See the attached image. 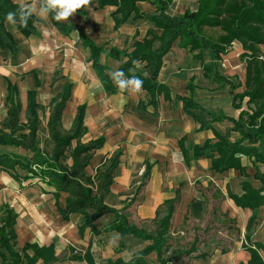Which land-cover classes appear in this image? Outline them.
Masks as SVG:
<instances>
[{
    "label": "crops",
    "instance_id": "1",
    "mask_svg": "<svg viewBox=\"0 0 264 264\" xmlns=\"http://www.w3.org/2000/svg\"><path fill=\"white\" fill-rule=\"evenodd\" d=\"M12 1L19 5V0ZM152 1L136 2L140 16L131 13L117 28L112 16L115 6L99 7L98 0H90L83 8L84 13L76 12L67 21H59L62 28L55 24L51 14L47 19L35 16L36 33L28 35L19 30L18 24L13 29L5 21L16 51L12 53L0 47V128L12 105L6 100L9 84L16 88L19 124L27 122L28 92L34 90L40 120L37 138L39 145L45 140L46 146L41 148L49 152L53 146L47 127L53 107L50 101L69 85V97L60 115L61 130L71 131L77 108L83 105L84 133L79 141L86 144L103 140L99 148L91 151L86 172L94 177L98 170H103L111 159L116 158L104 204L122 211L129 223L136 224L154 222L157 210H164L166 202L172 200L175 209L171 235L182 233L186 223L201 219L203 212L199 216L195 210L215 204L220 216L225 217L229 244L213 249L218 252H206V256L195 259L193 264H245L249 253L242 243L246 241V225L252 210L237 206L229 194L241 195L245 180L254 189L260 188L262 183L255 174L264 172V164L253 153L239 154L241 171L235 168L216 171L211 168L212 158L218 157L215 150L195 151L205 143L214 145L221 139L235 142L243 136L232 120L247 107V98L242 100L240 108L233 106V94L241 93L245 88L246 64L240 59L241 44L234 41L221 60H217L211 50L202 51L205 64L212 69L216 66L223 77L237 85L231 91L230 85L217 80L213 71L204 76L201 60L193 57L196 52L182 48L178 40L174 41L163 56L156 77L170 90L169 98L159 95L155 106L141 108L139 102L146 101V91L143 88L139 92L120 91L117 86L115 91H107L92 67L89 48L81 43L80 34H83L101 48L99 62L108 68V74L118 69L127 58L124 55L115 58L110 55L111 49L130 52L133 44L141 41L149 29L160 34L161 29L148 18L156 14V5ZM196 8L197 0H171L167 13L178 15ZM260 51L264 54V44L260 45ZM140 65L139 68L150 75L145 62ZM189 82L194 86L191 92L187 89ZM184 98H191L196 107L186 111ZM241 125L246 133L257 131L256 126H249L244 120ZM40 133L45 135L44 140L40 139ZM71 143L74 147L77 140L73 139ZM242 145L254 148L264 157V137L252 143L244 139ZM3 153L28 158L32 155L21 146L0 144V154ZM66 163L70 166L72 159L69 157ZM54 191L55 188L45 180L18 165L13 169H0V217L7 208L15 214V248L21 251L26 244L40 248L50 246L57 257L48 263L38 258L35 264H101L117 258L128 261L134 253L150 244V240L126 234L123 247L117 250L120 233L109 229L116 218L113 212H105L96 218L92 222L95 230L87 226L80 232L85 215L73 212L63 218L60 209L65 207L68 193L61 191L56 199ZM214 193L222 199L218 201ZM86 212L91 215L94 209L87 208ZM250 238L252 243L264 244V204L257 210ZM26 252L33 254L30 249ZM259 252L264 264V251ZM86 253L93 263L85 258ZM144 259L148 264H160L154 252ZM1 261L0 257V264Z\"/></svg>",
    "mask_w": 264,
    "mask_h": 264
},
{
    "label": "trees",
    "instance_id": "2",
    "mask_svg": "<svg viewBox=\"0 0 264 264\" xmlns=\"http://www.w3.org/2000/svg\"><path fill=\"white\" fill-rule=\"evenodd\" d=\"M142 0H98L99 7L106 5L115 6L112 13L115 28L120 26L131 13H137L136 2ZM156 5V14L149 15L148 18L161 29L157 34L149 29L146 36L141 41L133 44L130 52L117 51L111 49L110 55L115 58L121 55L126 56V61L122 62L119 70L126 76L135 75L143 81L142 88L147 93L146 101H140L139 106L146 108L147 105H156L158 96L163 95L169 98L170 90L156 80L162 65L163 56L170 50L174 41L178 40L179 46L196 52L193 57L201 60L204 76H209L213 71L217 80L224 81L230 85L231 91L237 88L230 79L223 77L216 66L212 69L203 61L202 51L211 50L217 60L226 54L234 41H238L243 49L240 59L246 64L245 88L241 93L233 94V106L241 107V102L246 100V109L241 110L235 121V129L242 131V138L229 142L221 139L214 145L205 143L202 148L196 147L195 151L201 152L202 149L212 148L218 157L212 158L211 168L216 171H224L230 168L242 170L240 164L241 154L255 155V158L264 164V157L254 148H246L242 145L244 139L250 143L257 142L264 137V54L260 51V45L264 44V0H197L195 10H186L182 14L170 15L167 9L171 0H153ZM19 5L12 0H0V47L10 52H15V44L12 35L5 27L6 14L9 11H16ZM78 13H84L83 8ZM52 16V15H51ZM53 18V16H52ZM36 18L31 17L27 26L18 23L19 30L25 34L36 33L34 25ZM55 24L62 28L63 25L53 18ZM214 33V34H213ZM81 43L90 50V60L92 67L103 83L107 91H115L116 85L107 73V67L99 62L101 48L95 45L87 36L80 34ZM134 61L145 62V67L149 69L150 75H146L141 68L134 65ZM131 70V71H130ZM192 82L187 84V89L191 92ZM69 97V85L65 86L62 92L50 101L53 104L47 127L53 146L46 152L39 145L37 131L40 120L37 113L38 104L35 101V91L28 92L27 103V122L19 124V104L16 101V88L9 84L7 89V101L12 105L8 110L7 120L0 128V144L21 146L32 153L31 157L3 153L0 154V169H13L16 165L27 169L32 175L45 180L48 185L55 188L54 196L56 199L60 192H67L65 207L60 209L63 218H67L70 213L79 212L85 215V222L79 227L82 232L87 226L95 230L92 222L105 212L115 213V220L109 229H114L120 233L119 246L123 247V237L131 234L143 240H150V244L142 250L134 253L128 261L121 258L115 260L108 259L101 264H148L145 256L154 252L160 264H171L169 254L172 247L171 242V218L175 209L174 201H167L164 210L158 209L154 221L153 230H145L137 224L129 223L122 211L104 204L105 194L108 193L109 185L112 182L113 168L116 158L103 170H98L94 177L86 172V166L91 158V151L99 148L103 142L97 139L83 144L79 141L84 133L83 118L85 107L80 105L74 118L73 127L69 132H63L60 128V115L66 100ZM236 100L239 102L237 103ZM191 98L183 99V107L187 111L189 107H196ZM244 120L249 126H256L255 134H249L242 130L241 121ZM8 131H5V130ZM28 130L27 133L22 132ZM77 140L73 147L71 141ZM240 154V155H239ZM72 159V164L67 165L66 160ZM36 167V169L34 168ZM148 168H146L145 178ZM255 177L259 179L262 186L254 189L249 181L242 182L243 193L241 195L229 194L237 206L249 208L252 214L246 225L245 240L243 248L248 251L249 259L245 264H263V259L259 250L264 251V244L251 241L253 223L257 217L258 208L264 204V172L257 171ZM144 180L141 182L144 183ZM96 181V182H95ZM95 188V190L93 189ZM215 198L220 201L222 196L214 193ZM87 208H93L94 212L89 215ZM218 207H212L215 214ZM15 214L10 209L3 210L0 217V257L1 264H35L38 258L45 262L56 260L52 247H37L36 245L26 244L21 251L15 248V233L13 225ZM198 235H196L190 246L184 249L183 255L189 256L197 252ZM32 250L29 255L26 250ZM224 250V248L222 249ZM206 252H198L196 258H203ZM85 258L93 263L89 254ZM239 264H244L240 262Z\"/></svg>",
    "mask_w": 264,
    "mask_h": 264
},
{
    "label": "rangeland",
    "instance_id": "3",
    "mask_svg": "<svg viewBox=\"0 0 264 264\" xmlns=\"http://www.w3.org/2000/svg\"><path fill=\"white\" fill-rule=\"evenodd\" d=\"M214 34V33H213ZM42 132V130H41ZM44 133V132H42ZM42 133H40V139L44 140ZM44 143V144H43ZM41 146L44 148L46 146L45 140L43 141ZM218 211V214H217ZM214 214L212 212V206L206 209H202L201 207L195 210V213L203 212V216L199 221H190L186 223L183 227V232L174 233L171 235L172 247L170 249L169 254H166L165 257H171V264H193L195 259L194 254L198 252H210L216 247H225L228 245L229 239L226 237L227 224H225V217L220 216L219 209ZM139 227H142L145 230H153L154 222L146 221V222H137ZM186 230V231H184ZM198 235V244H197V252H193V255H183V250L188 248L192 243L193 238ZM203 242V244H202ZM208 243V244H207ZM228 243V244H227ZM214 252H218L213 250Z\"/></svg>",
    "mask_w": 264,
    "mask_h": 264
},
{
    "label": "clouds",
    "instance_id": "4",
    "mask_svg": "<svg viewBox=\"0 0 264 264\" xmlns=\"http://www.w3.org/2000/svg\"><path fill=\"white\" fill-rule=\"evenodd\" d=\"M89 4L90 0H19L18 9L9 11L5 19L13 29L18 23L27 26L33 16L47 19L51 14L57 22L67 21L69 17ZM133 63L137 68L141 66L139 61ZM109 75L120 91L139 92L142 89L143 81L135 75L126 76L119 69H114Z\"/></svg>",
    "mask_w": 264,
    "mask_h": 264
},
{
    "label": "built area",
    "instance_id": "5",
    "mask_svg": "<svg viewBox=\"0 0 264 264\" xmlns=\"http://www.w3.org/2000/svg\"><path fill=\"white\" fill-rule=\"evenodd\" d=\"M36 169V167H34Z\"/></svg>",
    "mask_w": 264,
    "mask_h": 264
}]
</instances>
